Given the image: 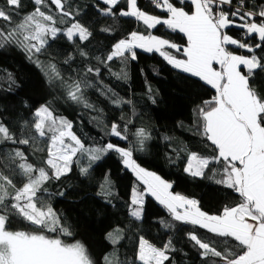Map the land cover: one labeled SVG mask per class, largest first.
I'll use <instances>...</instances> for the list:
<instances>
[{
	"label": "snow or ice",
	"instance_id": "1",
	"mask_svg": "<svg viewBox=\"0 0 264 264\" xmlns=\"http://www.w3.org/2000/svg\"><path fill=\"white\" fill-rule=\"evenodd\" d=\"M32 2L34 10L16 21L14 14L20 9L22 0H3L4 7H0V21H3L0 23V50L5 47L20 49L41 69L48 86L62 91L66 101L83 105L86 109L93 108L84 90L93 87L88 77L93 73L98 75V67H86L79 78L69 82L55 63H45L39 59L46 46H50L49 38L55 41L59 36H64L68 41H73L78 37L83 43L92 35L91 31L75 19L78 13L66 10L68 0ZM149 2L165 13L166 18L142 10L139 0H97L96 8L104 17L134 18L142 22L147 30L161 26L178 31L187 38L186 46L181 48L168 39L153 35L151 31L147 35L132 31L127 38L120 39L112 46L102 62L107 66V62L114 58H121L122 63L129 58L136 60L135 49L157 52L173 68L198 77L215 90L212 99L205 101L197 111L198 134L210 142L206 147H211L213 154L205 157L188 152L184 171L193 177H203L206 170L212 171L214 176H220L215 182L238 194L240 202L235 206H225L219 214H207L197 206L196 200L173 194L169 191L172 187L170 183L139 167L132 159V146L125 148L109 142L102 147L86 149L71 131L72 122L55 116L48 105H41L33 113V121H23L22 131L28 130V138H17L0 121V145L6 142L28 145L30 141H48L47 158L42 161L44 166L28 163L25 153L19 148L6 154V160L15 168L11 172L0 170V264H95L83 244L78 241L66 243L60 238L71 236V230L38 193L47 191L44 187L46 182L59 181L67 176L73 164H80V156L86 155L89 162L87 166L80 167L81 175H86L93 162L112 151L119 154L125 167L131 169L144 185L143 192L133 189L130 217L136 220L142 218L144 196L150 195L167 210L173 221L213 234L206 241L195 231L187 233L189 241L197 246L203 264H208L209 260H212V264H264V96L251 85L257 72H264V52L257 54L258 49H264V3L258 10L246 11L247 0ZM49 3L60 14L61 23L64 18H70L69 27L61 29L56 26L51 10H43ZM122 3L126 4V9L120 7ZM181 4L186 5L188 10ZM255 17L261 18L259 23ZM231 27L240 28L244 36L253 40L258 36L260 42L249 44L234 38L225 31ZM101 31L111 29L102 28ZM232 46L245 49L250 55L235 54L230 50ZM166 49L182 51L184 58H177ZM80 55L87 58L88 52L81 49ZM71 59L69 55L64 63L68 64ZM116 77L127 78V72L121 69ZM125 102L119 97L112 100L117 106ZM32 129L35 134H32ZM108 135L127 140V124L121 131L120 126L113 123ZM135 136L138 138V150L142 151L144 142L150 137L143 129H138ZM215 164L221 167H212ZM16 168L19 172L15 171ZM14 175L25 178L22 186L17 187ZM104 194L110 195L107 192ZM59 195L64 193L60 192ZM13 217H19L33 230H9ZM160 223L166 229L173 227L163 220ZM118 232L115 239H111L113 233L108 234L114 245L124 238L123 230ZM218 238L225 245L223 250H218L213 242ZM175 250L171 239L158 247L141 236L133 264H172L170 253ZM103 259L105 264H112L108 255Z\"/></svg>",
	"mask_w": 264,
	"mask_h": 264
},
{
	"label": "trees",
	"instance_id": "2",
	"mask_svg": "<svg viewBox=\"0 0 264 264\" xmlns=\"http://www.w3.org/2000/svg\"><path fill=\"white\" fill-rule=\"evenodd\" d=\"M96 2L68 0L66 5V10L78 13L75 19L91 31L92 35L87 41L80 43L78 37L73 41H68L64 36H59L55 41L49 38L50 46H46L39 55L42 62L55 63L69 82L79 78L86 67H98L100 73L88 77L93 87L84 90L86 99L94 107L86 109L83 105L66 101L61 90H53L48 86L44 73L23 51L16 47H5L0 50V121L17 138H28V130L22 131L23 121H33L35 110L41 105H48L55 116L72 122L71 131L84 147H102L109 142L125 148L132 146V159L137 165L169 181L172 193L196 200L197 206L207 214H219L225 206H235L240 202L238 194L217 184L215 181L220 179L219 175L214 176L212 171L206 170V176L193 177L184 171L188 152L205 157L213 154L212 148L206 147L210 142L198 134L197 111L205 101L212 99L215 90L198 77L173 68L157 52L135 50L136 60L129 58L126 63H122L121 58H114L107 62V66L102 62L112 46L120 39L127 38L132 31L143 35L151 31L153 35L168 39L181 48L186 46L185 36L161 26L147 30L142 22L134 18L104 17L98 13ZM261 3L264 0H247L248 7L245 10H258ZM0 7H4L3 0H0ZM34 7L32 0H22L14 20L19 21ZM120 7L126 8V4L122 3ZM139 7L147 13L162 15L144 0H139ZM49 9L56 19L57 27L66 29L70 26V18L60 22V14L54 5L49 3L43 10L47 12ZM116 12H119V8ZM254 19L259 23L261 18ZM102 28H110L111 31H101ZM225 31L249 44L260 42L258 36L254 40L242 37L240 28L231 27ZM81 49L88 52L87 58L81 57ZM230 50L235 54L250 55L245 49L235 46ZM262 52L264 49L257 50L258 55ZM69 55L72 59L65 64ZM173 55L183 57L182 51H173ZM121 69L127 72V78L117 79L116 74ZM251 85L264 96V72H257ZM117 97L126 102L119 106L113 104L112 100ZM113 123L118 124L121 131L127 124V140L108 135ZM138 129L145 130L150 137L144 142L142 151L138 150V138L135 136ZM32 134H35L34 129ZM47 144L48 141L41 140L39 143L30 141L28 145L10 142L0 145V170L11 172L15 168L6 160V154L14 148L25 153L28 163L44 166L42 161L47 158ZM81 166V161L79 165L73 164L67 176L59 181L46 182L44 187L47 191L38 193L42 200L51 204L62 223L71 230L72 235L61 236L62 240L83 244L95 264H105L103 258L106 255L112 264H117V260L119 264H133L139 237L143 236L158 247L171 239L176 249L170 253L172 264H203L197 246L189 241L187 233L195 231L206 241L213 234L173 221L167 210L149 195L144 196L142 218L136 220L130 217L132 190L136 187L142 191L143 185L124 166L118 153L112 151L103 155L91 165L86 175H81ZM212 167L219 169L221 166L215 164ZM15 171L19 172V169ZM13 179L20 187L25 178L14 175ZM9 191L12 192V189L9 188ZM60 192L64 195H59ZM105 192L110 195H105ZM161 220L173 227L164 228ZM8 227L9 230H33L19 217H13ZM120 229L123 230L124 238L114 245L108 234L113 233L111 239H115ZM213 242L218 250L224 249L225 245L219 242V238ZM234 251L238 252L239 249ZM208 264H212V260Z\"/></svg>",
	"mask_w": 264,
	"mask_h": 264
},
{
	"label": "rangeland",
	"instance_id": "3",
	"mask_svg": "<svg viewBox=\"0 0 264 264\" xmlns=\"http://www.w3.org/2000/svg\"><path fill=\"white\" fill-rule=\"evenodd\" d=\"M126 9V8H125ZM156 9V8H155ZM158 11L159 12H161V10H159L158 9ZM162 13V12H161ZM149 14H151V13H149ZM153 15H157L158 17H162L161 15H158V14H153ZM164 16V15H163ZM156 36V35H155ZM159 37V36H158ZM135 50H141V51H143L142 49H135ZM176 51V50H175ZM145 52V51H144ZM86 149H88V148H96V147H85ZM81 160V164H82V166H86V165H88V159H87V157H86V155H82V156H80L79 157ZM122 159V158H121ZM123 161V160H122ZM96 162V161H95ZM95 162H93V163H95ZM92 163V164H93ZM124 164V163H123ZM125 166V165H124ZM139 167H141V166H139ZM141 168H143V167H141ZM127 169H129V168H127ZM143 169H145L146 171H149V172H153V173H155L154 171H152V170H149V169H146V168H143ZM131 172H132V170L131 169H129ZM133 173V172H132ZM134 174V173H133ZM155 174H157V173H155ZM158 175V174H157ZM134 176L136 177V175L134 174ZM137 178V177H136ZM162 178V177H161ZM163 179V178H162ZM138 180V179H137ZM165 180V179H164ZM139 181V180H138ZM166 182H168V183H170L169 181H167V180H165ZM140 183H141V181H139ZM142 184V183H141ZM171 184V183H170ZM143 185V184H142ZM133 189H138V188H136V187H134ZM142 191L141 192H143V190H144V185H143V187H142V189H141ZM139 191V190H138ZM169 191H171L170 189H169ZM174 194V193H173ZM132 195H133V190H132V194H131V198H132ZM145 195H147V194H145ZM150 196V195H149ZM154 198V197H153ZM154 200H155V198H154ZM131 201V200H130ZM141 213H142V211H141Z\"/></svg>",
	"mask_w": 264,
	"mask_h": 264
},
{
	"label": "crops",
	"instance_id": "4",
	"mask_svg": "<svg viewBox=\"0 0 264 264\" xmlns=\"http://www.w3.org/2000/svg\"><path fill=\"white\" fill-rule=\"evenodd\" d=\"M180 6H183V7H185V10H188V7L186 6V5H183V4H181ZM162 12V11H161ZM164 15V16H163ZM162 18H166V14L165 13H163L162 12ZM182 34V33H181ZM185 39H187L186 37H185ZM167 51H169L171 54H173V51H175V49H168ZM180 59H183L184 57H179ZM216 67L217 68H219V66L218 65H216ZM179 71H181L180 69H179ZM189 74V73H188Z\"/></svg>",
	"mask_w": 264,
	"mask_h": 264
},
{
	"label": "built area",
	"instance_id": "5",
	"mask_svg": "<svg viewBox=\"0 0 264 264\" xmlns=\"http://www.w3.org/2000/svg\"><path fill=\"white\" fill-rule=\"evenodd\" d=\"M144 1H146V2H149V0H144ZM150 3V2H149ZM233 7H235V5H233ZM242 37H245L244 35H242Z\"/></svg>",
	"mask_w": 264,
	"mask_h": 264
}]
</instances>
